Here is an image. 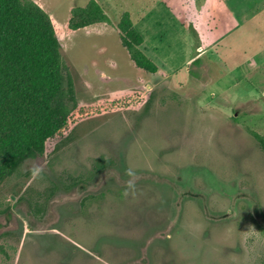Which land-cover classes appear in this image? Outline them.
Instances as JSON below:
<instances>
[{
	"label": "rangeland",
	"instance_id": "374dc122",
	"mask_svg": "<svg viewBox=\"0 0 264 264\" xmlns=\"http://www.w3.org/2000/svg\"><path fill=\"white\" fill-rule=\"evenodd\" d=\"M29 1L81 108L14 174L0 144V264H264V15L259 39L205 42L178 0H96L110 22L74 32L91 0ZM126 12L158 73L123 47Z\"/></svg>",
	"mask_w": 264,
	"mask_h": 264
},
{
	"label": "trees",
	"instance_id": "16d2710c",
	"mask_svg": "<svg viewBox=\"0 0 264 264\" xmlns=\"http://www.w3.org/2000/svg\"><path fill=\"white\" fill-rule=\"evenodd\" d=\"M190 16L189 11L188 21ZM109 22L104 6L91 0L71 10L68 30ZM117 28L135 67L158 73L156 63L141 50L144 38L130 13H124ZM57 33V24L39 3L0 0V144H11L8 174L43 156L58 126L74 120L81 108ZM253 136L264 152V137L256 132Z\"/></svg>",
	"mask_w": 264,
	"mask_h": 264
},
{
	"label": "crops",
	"instance_id": "0c3cea01",
	"mask_svg": "<svg viewBox=\"0 0 264 264\" xmlns=\"http://www.w3.org/2000/svg\"><path fill=\"white\" fill-rule=\"evenodd\" d=\"M178 3L184 9L183 24L190 11L193 20L190 23L200 41L225 42L233 35L238 36L236 39L248 41L262 37L258 35L261 27L253 26H262L259 19L264 15V0H178ZM224 18L229 20L228 25L233 21L234 28L220 30ZM253 22L255 24H251Z\"/></svg>",
	"mask_w": 264,
	"mask_h": 264
},
{
	"label": "clouds",
	"instance_id": "9594fccd",
	"mask_svg": "<svg viewBox=\"0 0 264 264\" xmlns=\"http://www.w3.org/2000/svg\"><path fill=\"white\" fill-rule=\"evenodd\" d=\"M35 171H39V170L37 169V170H35Z\"/></svg>",
	"mask_w": 264,
	"mask_h": 264
}]
</instances>
